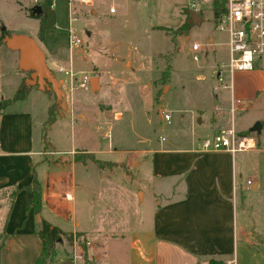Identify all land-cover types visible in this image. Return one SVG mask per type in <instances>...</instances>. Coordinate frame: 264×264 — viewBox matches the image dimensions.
<instances>
[{"label":"crops","instance_id":"crops-1","mask_svg":"<svg viewBox=\"0 0 264 264\" xmlns=\"http://www.w3.org/2000/svg\"><path fill=\"white\" fill-rule=\"evenodd\" d=\"M88 1L90 4L84 6L92 16H97L95 0ZM126 1L129 0H109L108 14H117L118 9L113 4L123 5ZM195 1L153 0V6L160 9L174 7L176 12L172 14L169 10L159 15V21L153 23L152 31L179 28L186 19L180 10L190 12L187 6ZM212 1L199 3L200 11L197 9L194 12L202 17V21L200 25H190L188 28L204 23L206 19L200 8L210 2L212 5ZM74 3L79 4L74 0L71 9H74ZM110 8H114L113 13L109 12ZM36 21L37 31L34 34L11 33L5 35L0 44V48L15 55L11 91L7 95H0V101L11 100L22 82L28 86L24 99L11 101L0 113V264L36 262L41 250L37 232L42 220L65 233L84 235L90 244L87 248L91 259L89 264H209L211 259L222 264H244L245 257L254 258L256 264H264V69L235 73L231 78V87L229 84L226 85L228 88L214 87L215 94L208 96L207 105L189 112L181 111L180 120L186 128L185 132L178 129L172 140L166 137L167 141L160 136L156 149L143 154L146 157L150 153L149 158L146 157L148 159L135 167L136 174H126L137 184L138 199L142 200L147 195L152 200V208L137 214L134 211L124 213L120 208L109 206L118 212L119 217L127 215L129 224L119 228L117 233H103L104 239L114 241L113 251L117 254L108 258L103 247L95 246L86 231L90 225L98 230L92 216L95 210L100 211L103 204L100 193L108 185L112 186L108 184L110 181L105 173L96 163L85 164L74 158L70 159V165H65L66 170L58 164L53 166L37 161L48 112L51 108L56 112V109L63 107V103L59 102L61 98L54 86L39 84L32 79V71L19 69L18 51L8 49L4 39L11 35L32 38L44 52L46 62L49 56L55 69L57 64L69 66V55L67 47V51L59 50L49 43L55 39L54 33L60 32L56 26L55 30L45 32L42 41L38 40ZM86 34L90 36L91 32L87 31ZM170 41L174 46V40L170 38ZM189 41L188 29L184 34L178 33L176 52L180 49L191 51ZM207 42L206 46L199 43L204 65L198 66V70L212 79L213 69L227 61V47L224 43L214 46L212 37H208ZM210 47L213 50L208 51ZM77 62L75 64L72 58L71 65L75 71L86 72L77 68L92 67L85 56ZM88 69V72H92ZM58 74L61 76L58 91H61V87L65 84L68 86L69 81L65 75ZM213 81L216 82L215 79ZM94 82V79H90L93 87ZM48 88L52 94L46 91ZM227 89L230 90L228 94ZM54 95L56 103L53 102ZM213 100L219 104H211ZM232 102L235 105L231 115ZM256 122L262 124L260 133L245 136L246 133L251 134L250 128ZM55 123L56 119L50 127ZM201 126L214 130L215 134L232 126L239 136L252 137L255 147L234 153L202 152V141L208 137H202ZM105 152L111 153L107 148ZM88 153L97 154L89 150ZM238 153L243 156L237 159ZM91 165L96 173L92 180L86 176ZM244 172L252 175L253 179L247 177L242 181ZM34 176L41 189L38 211L32 205L33 194L29 189ZM248 181L250 185H247ZM91 190L96 201H93ZM78 191L85 194L83 209L81 204L77 207ZM256 211L262 221L254 215ZM252 247L259 249L253 251ZM76 249L75 243L67 245L62 239L55 246L56 261L49 264H77L73 259V254H77Z\"/></svg>","mask_w":264,"mask_h":264},{"label":"rangeland","instance_id":"rangeland-1","mask_svg":"<svg viewBox=\"0 0 264 264\" xmlns=\"http://www.w3.org/2000/svg\"><path fill=\"white\" fill-rule=\"evenodd\" d=\"M40 2L41 0H0V38L11 33L34 34L37 31V21L27 17ZM109 3V0H95V8L98 11L95 17L89 13L86 6L73 4L74 9L71 10L70 17L76 20L71 23V31L79 37L81 45L72 52V58L75 64L77 61L80 62L83 56L86 57L87 63H92L89 69L86 67L77 69L85 70L90 79L95 80V86L90 83L88 91L70 90L66 84L61 87V91H58V85L54 87L63 107L56 109V123L45 131V140L50 148L46 149L41 143V154L37 161L53 166L58 164L66 170L65 165H70V159L73 158L84 161L85 164H94L96 158L109 160L99 163L110 181L108 184L112 186L108 185L106 190L100 193L99 197L103 204L100 211L95 210L92 216L95 220V223L93 222L96 225L95 229L101 231L94 230L92 225L86 228V231L91 242L95 246H102L107 257L112 258L115 253L112 243L114 241L110 238L104 239L103 233H117L119 228L129 223L127 215L119 217L118 212L109 206L120 208L124 213L134 211L137 214L152 208V200L147 195L142 200L138 199L137 184L126 174L132 176L136 174L135 167L150 155L147 154L146 158L143 154L156 149L160 136L167 141V138L172 140L175 137L178 129L185 132L186 128L180 120L181 111L189 112L196 107L200 109L202 105H207L208 96L215 94L214 87L221 86L220 83L213 81L215 68L211 73L213 80L198 70V66L204 65L201 55L196 62L192 59L191 51L180 49L176 52L177 34H184L188 29L189 48L192 42L206 46L208 37H212L214 46L222 45L226 39L215 28L211 2L200 8L206 19L204 23L181 32H175L177 28H165L166 31L161 32L152 31L153 23L159 21V15L169 10L175 14L174 7L160 9L153 6V0L146 2L129 0L123 5L113 4L118 12L109 15ZM52 8L56 17L55 26L60 32L54 33L55 39H51L49 43L54 48L67 51L69 36L66 31L68 25L66 0H53ZM184 10H180L181 15H184ZM87 31L91 32L90 36H87ZM169 37L174 40V46ZM207 50L213 49L210 47ZM14 58V54L3 47L0 48V95H7L11 91L12 75L15 74ZM47 59L46 66L58 83L61 76L52 66L49 56ZM255 68L264 69V59L256 62ZM87 69L92 72H88ZM228 84L229 79L226 78L224 85ZM46 91L52 94L50 88ZM229 92L227 89L226 93ZM53 97V102L56 103L55 95ZM212 103L219 104L214 100ZM162 110L170 113L171 125H166L161 120ZM262 120L264 122V118ZM108 132L110 142L103 138ZM200 133L202 137L208 138L215 135V131L206 126H201ZM254 135L251 133L247 136ZM106 148L111 153L105 152ZM70 149L72 151L66 153ZM88 150L97 154L91 156ZM240 156L243 154L238 153L237 159ZM94 175H96L94 166L91 165L86 176L92 180ZM247 177L253 179L252 175L244 172L242 181ZM91 195L93 201H96L92 190ZM76 200L77 207L79 208L81 204L83 209L85 194H82V191H78ZM254 215L262 221L257 211ZM89 247L90 244L86 245L85 250H80L76 245L77 253L80 251L84 253L83 262L91 261L87 252ZM252 248L253 251L259 249ZM68 249L70 251V248ZM256 262L254 258L244 259V264ZM77 264H82V261L77 260Z\"/></svg>","mask_w":264,"mask_h":264},{"label":"built area","instance_id":"built-area-1","mask_svg":"<svg viewBox=\"0 0 264 264\" xmlns=\"http://www.w3.org/2000/svg\"><path fill=\"white\" fill-rule=\"evenodd\" d=\"M74 0H67L68 6V55L69 66L64 67L57 64L58 73L65 75L69 81L70 90L88 91L90 90V76L85 72H78L72 68V52L81 45V40L75 34H72L71 23L76 18H71V3ZM148 1V0H142ZM209 0H197L190 2L187 9L197 11L200 2ZM79 4L89 5L88 0H77ZM110 13L114 8L109 9ZM215 28L224 35L225 46L227 47V61L218 66L213 72L216 82L220 83L223 88H228L231 78L235 73L251 72L255 69V63L264 59V0H225V11L222 12L215 20ZM193 61L199 60L200 44L193 42L190 47ZM226 78L229 79V86L224 85ZM233 101V100H232ZM238 103V101H236ZM235 102H232L230 108L231 115L234 112ZM163 121L169 125L171 116L167 110L160 111ZM110 142V133L103 136ZM163 140V139H162ZM255 141L252 137L239 136L233 127L221 129L212 138H205L202 141V152H229L234 153L242 149H253ZM250 185V182H247ZM73 243L77 245L76 240ZM88 245V243H86ZM81 250V248L78 246ZM74 260L83 262L84 253L80 251L73 254Z\"/></svg>","mask_w":264,"mask_h":264},{"label":"trees","instance_id":"trees-1","mask_svg":"<svg viewBox=\"0 0 264 264\" xmlns=\"http://www.w3.org/2000/svg\"><path fill=\"white\" fill-rule=\"evenodd\" d=\"M53 0H41L40 2V14H35L33 9L31 10L29 17L38 20V40L42 41L44 38V34L47 30H54L55 29V13L52 8ZM225 11V0H213L212 1V12H213V19L215 20L222 12ZM187 10H184L185 20L182 25L175 30V32H181L187 29L190 25L186 23L188 18ZM163 31H166L165 28H160ZM5 36V35H4ZM4 37L0 38V42ZM28 93V86L25 83H21L16 92L14 93L11 100H1L0 101V113L4 110V108L11 102V101H19L24 99V97ZM56 112L54 108H51L48 112V118L43 125V133H42V144L45 146L46 149H49V143H47L45 131L48 127H50L56 118ZM249 135V133L244 134ZM92 156V154H90ZM94 162L101 168L99 161L94 160ZM29 189L32 191L33 199L32 205L36 211L40 208V184L38 183L36 176H34L33 182ZM37 236L41 241V250L40 254L34 264H49L56 261V254H55V246L59 243L62 239L71 245L73 240L75 239L77 245L82 249L85 250L86 248V239L84 235L80 233H65L61 231L59 228L51 225L49 222L42 220L40 230L37 232ZM1 248V243H0ZM87 256V254H86ZM209 264H222L220 262H216L214 260H209Z\"/></svg>","mask_w":264,"mask_h":264},{"label":"water","instance_id":"water-1","mask_svg":"<svg viewBox=\"0 0 264 264\" xmlns=\"http://www.w3.org/2000/svg\"><path fill=\"white\" fill-rule=\"evenodd\" d=\"M33 12L40 14V7L36 6L33 8ZM187 15L186 23L188 25H200L202 17L197 12L190 11ZM4 43L8 49L18 51V67L20 70L32 71V79H35L39 84H50L54 87L58 85L53 78L52 72L46 66L44 52L35 40L26 36L11 35L4 39ZM261 127L262 124L256 122L250 128V132L258 135Z\"/></svg>","mask_w":264,"mask_h":264}]
</instances>
